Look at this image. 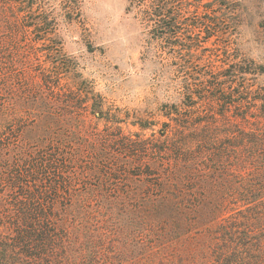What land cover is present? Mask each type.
I'll list each match as a JSON object with an SVG mask.
<instances>
[{"label": "trees", "instance_id": "16d2710c", "mask_svg": "<svg viewBox=\"0 0 264 264\" xmlns=\"http://www.w3.org/2000/svg\"><path fill=\"white\" fill-rule=\"evenodd\" d=\"M25 1L0 0V25L18 21ZM127 1L156 39L185 53L181 69L206 59L214 9L226 2ZM18 34L0 40V264H264V95L246 85L264 67L227 58L193 69L162 108L159 138L80 136L62 122L85 116L84 101L34 56L12 55ZM12 81L31 101L20 88L12 99ZM101 107L97 118H109ZM43 116L38 136L30 128Z\"/></svg>", "mask_w": 264, "mask_h": 264}, {"label": "rangeland", "instance_id": "374dc122", "mask_svg": "<svg viewBox=\"0 0 264 264\" xmlns=\"http://www.w3.org/2000/svg\"><path fill=\"white\" fill-rule=\"evenodd\" d=\"M16 6L21 9L16 12L20 19L0 25V40L18 34L11 25L20 24L21 32L15 36L20 46L12 55L21 56L22 61L34 56L39 71L56 77L64 92L79 98L76 104L84 101L85 116L62 122L80 136L108 130L127 136L155 133L159 138V129L168 122L162 108L178 101V83L183 78L192 83L193 69L208 62L222 66L227 58L254 62L251 69L257 71L264 67V0L220 1L214 9L219 32L200 50L206 59L186 69H181L185 53L156 39L153 25L135 10L129 12L127 0H26ZM202 12L198 15L204 16ZM246 78V85L254 84L255 95H264V72ZM11 87L15 100L20 86L12 81ZM20 89L23 101H31L27 86ZM94 100L109 112V118H97ZM43 117L30 128L35 135L44 132L47 117ZM140 119L149 120L152 126L142 131L137 125Z\"/></svg>", "mask_w": 264, "mask_h": 264}]
</instances>
